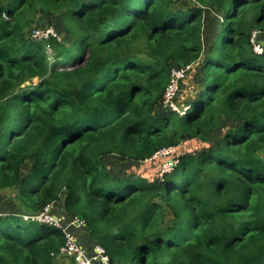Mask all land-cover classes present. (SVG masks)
Masks as SVG:
<instances>
[{"label":"trees","instance_id":"obj_1","mask_svg":"<svg viewBox=\"0 0 264 264\" xmlns=\"http://www.w3.org/2000/svg\"><path fill=\"white\" fill-rule=\"evenodd\" d=\"M38 13L63 23L52 62L29 39ZM262 34L264 0H0V195L18 200L0 264H75L51 256L60 230L17 216L52 202L109 264H264ZM196 64L185 113L159 109L172 69ZM184 140L207 146L153 181L105 165Z\"/></svg>","mask_w":264,"mask_h":264},{"label":"built area","instance_id":"obj_2","mask_svg":"<svg viewBox=\"0 0 264 264\" xmlns=\"http://www.w3.org/2000/svg\"><path fill=\"white\" fill-rule=\"evenodd\" d=\"M255 36V34H254ZM29 39L34 42L42 43L45 46L46 54L50 51V39H55L61 42V38L52 28H33L30 31ZM254 43V41L252 40ZM254 52L258 55L262 54V48L259 44L254 45ZM193 65H187L180 68H173L170 74V80L164 90L160 105L162 109L183 115L187 107L180 108L175 103V98L180 90V82L184 76L190 71ZM161 153V154H160ZM167 158L166 162L160 164L159 178L166 173H171L173 167L178 164L179 156L176 155V147H169L157 152L152 159L157 155ZM169 156V157H165ZM59 203L52 202L38 213L20 214L24 221L36 222L38 224L47 225L61 231L63 235V245L58 251L51 253V256L57 262L66 263L73 261L75 264H109V257L104 249L99 245H93L90 249L84 248L77 240L75 231L86 229L85 223L79 217H67L63 213L56 212Z\"/></svg>","mask_w":264,"mask_h":264},{"label":"rangeland","instance_id":"obj_3","mask_svg":"<svg viewBox=\"0 0 264 264\" xmlns=\"http://www.w3.org/2000/svg\"><path fill=\"white\" fill-rule=\"evenodd\" d=\"M181 4H183V6H189V2H187V1H185ZM216 20H217V16L213 15V13L211 14V12L208 9H204L203 24H204L205 34L207 33L206 38L208 40L211 39V37H213L216 34V32L218 31L217 28L214 26V23L216 22ZM218 23H220V20H218ZM62 27H63V23H62L60 18H58V17H49V18L48 17H42L38 13L35 16V21H34L33 25L30 27V30H32V28H41V29L52 28V29H57L59 32L58 34H61V33H63ZM210 32H212L211 35H210ZM60 37L63 41L64 37H62V36H60ZM64 42L68 44L69 42H71V38H69L68 40H65ZM258 44H259L260 48H262V49L264 48V34H262L260 36V42ZM47 56H48V61L52 62L53 56H52L51 50L47 51ZM196 66H197V64L195 66L193 65V69L191 67L190 71L187 73V75L184 76L185 80L182 83L181 91L177 94V96L175 98V103L177 105L178 104L186 105L188 102V99H190L192 96H194L196 93H198V90H197L198 87L196 86L197 84L195 82V73L197 70ZM192 75L194 76V78L192 77ZM34 81L36 82V80H34ZM158 107H159V109L160 108L162 109L161 105H159ZM159 109H157V110H159ZM167 111H169V110H167ZM233 124H234V122H230V121L225 120V123L223 125L226 128H228L230 125H233ZM221 134H222V130H221ZM217 136H218V134H217ZM214 138H216V136ZM210 145H212V144H210ZM206 146H207L206 144H202L198 140H184L176 147V155L180 156L183 154H191V155L196 154V153L204 150L203 147H206ZM160 154L155 156L153 159H149V160H146L144 162L125 161V160H121L117 156L113 155V156H109L105 159V165H106L108 171H110L113 174L140 176V177H143L149 181H153V180L159 179L158 173H159L160 164H162L163 162L165 163L167 160V158L160 157V156H164V155H160ZM262 156L264 157V151H263ZM165 157H169V156H165ZM158 162H160V164ZM30 166H31V162H27L24 165L23 170H22L24 174H26L28 172ZM62 197H63V195H62ZM17 202H18V200H17V195H16L15 191L10 190V191H4L3 193H1V195H0V214H4V215L17 214L18 213ZM56 212L57 213L58 212L63 213L61 205L57 206ZM63 214L65 215V213H63ZM168 217H170V215H168ZM81 232L83 233V235H87L90 238L88 229H85ZM90 240H91V244H95L91 238H90Z\"/></svg>","mask_w":264,"mask_h":264},{"label":"crops","instance_id":"obj_4","mask_svg":"<svg viewBox=\"0 0 264 264\" xmlns=\"http://www.w3.org/2000/svg\"><path fill=\"white\" fill-rule=\"evenodd\" d=\"M85 230V229H84ZM83 230H76L75 235L78 242L86 249H90L94 244H91V240L87 235H83Z\"/></svg>","mask_w":264,"mask_h":264},{"label":"water","instance_id":"obj_5","mask_svg":"<svg viewBox=\"0 0 264 264\" xmlns=\"http://www.w3.org/2000/svg\"><path fill=\"white\" fill-rule=\"evenodd\" d=\"M259 33H255V36H258Z\"/></svg>","mask_w":264,"mask_h":264}]
</instances>
